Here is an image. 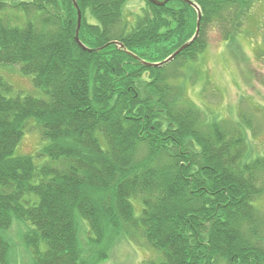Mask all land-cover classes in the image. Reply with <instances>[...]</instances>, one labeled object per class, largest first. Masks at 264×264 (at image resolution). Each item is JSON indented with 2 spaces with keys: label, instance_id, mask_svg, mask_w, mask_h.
Instances as JSON below:
<instances>
[{
  "label": "trees",
  "instance_id": "16d2710c",
  "mask_svg": "<svg viewBox=\"0 0 264 264\" xmlns=\"http://www.w3.org/2000/svg\"><path fill=\"white\" fill-rule=\"evenodd\" d=\"M126 1L76 0L84 46H123L86 52L74 40L71 0H0V11L28 15L22 27L0 16V66L20 65L45 94L7 97L0 79V230L13 219L29 222L23 241L30 264H88L77 218L105 249L120 235L143 239L161 255L158 264H264V215L256 206L264 154L250 148L249 121L209 118L187 98L182 74L167 73L204 50L205 25L227 22L222 14L233 10L236 32L256 0H190L201 11L199 35L161 68L127 52L163 61L193 36L195 9L144 0L127 27ZM31 122L46 142L34 154L48 158L39 165L14 155ZM8 250L0 236V264H9Z\"/></svg>",
  "mask_w": 264,
  "mask_h": 264
},
{
  "label": "rangeland",
  "instance_id": "374dc122",
  "mask_svg": "<svg viewBox=\"0 0 264 264\" xmlns=\"http://www.w3.org/2000/svg\"><path fill=\"white\" fill-rule=\"evenodd\" d=\"M5 1L10 4L18 0ZM144 3V0L126 1L122 20L127 27L134 24ZM222 15L228 19L227 22L214 20L205 25L203 40L206 44L195 60L189 61L182 69L179 68L181 64L176 62L169 66L167 73L170 76L178 71L182 74L179 80L186 88L187 98L209 118L242 120L244 116L250 125L246 132L252 152L264 154V0L252 3L238 23L236 32L232 31V22L229 23L233 10ZM0 16L12 27H22L28 17L23 10L10 7L0 11ZM0 79L9 87V93H5L7 97L29 95L45 98L43 91L34 86L32 76L21 72L20 65L0 66ZM45 143L39 138L36 125L31 122L14 155H31L36 164H42L48 158H36L34 154ZM131 202L134 214L138 216L140 204L136 199ZM256 206L264 215V196ZM77 220L78 243L82 259L88 264H158L161 260L159 252L148 248L145 241L137 237L127 239L120 235L112 248L105 249L104 244L90 240L87 223L80 218ZM28 228H31L28 221L13 219L9 229L0 230V236L9 245V264H30L31 254L23 241ZM101 251L106 253L105 258L97 257Z\"/></svg>",
  "mask_w": 264,
  "mask_h": 264
},
{
  "label": "water",
  "instance_id": "95a60500",
  "mask_svg": "<svg viewBox=\"0 0 264 264\" xmlns=\"http://www.w3.org/2000/svg\"><path fill=\"white\" fill-rule=\"evenodd\" d=\"M153 5L155 6H162L164 5L166 2L171 1V0H149ZM182 1L184 3H187L188 5H190L191 7H193L196 11V28H195V32L193 34V36L187 41L185 42L183 45H181L177 50H175L171 55H169L166 59H164L161 62H157V63H149V62H145L140 60L137 56L131 54L130 52H127L129 55H132V57L134 59H136L137 61H139L142 65L147 66V67H153V68H161L163 66L168 65L169 63H171L172 61L175 60V58L184 50L186 49L191 43H193L195 41V39L198 37L199 32H200V20H201V12L200 9L198 8V6L190 1V0H179ZM74 9L76 10V14H77V26H76V30L74 33V40L76 42V44L83 50L86 52H96L99 49L103 48V47H107L108 45H118L120 49H123V46L117 42H110L108 44H106L105 46L98 48V49H89L86 46H84L81 41L79 40L78 37V32H79V28H80V23H81V13H80V9L78 7V4L76 2V0H71ZM125 51V50H124Z\"/></svg>",
  "mask_w": 264,
  "mask_h": 264
}]
</instances>
